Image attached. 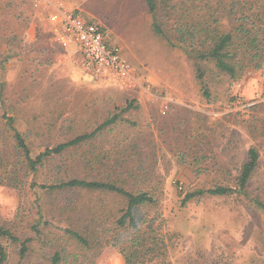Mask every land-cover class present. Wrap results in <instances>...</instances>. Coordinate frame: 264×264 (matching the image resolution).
Here are the masks:
<instances>
[{
  "label": "rangeland",
  "instance_id": "obj_1",
  "mask_svg": "<svg viewBox=\"0 0 264 264\" xmlns=\"http://www.w3.org/2000/svg\"><path fill=\"white\" fill-rule=\"evenodd\" d=\"M232 0H226L230 5ZM226 21L243 13L264 21V0H236ZM97 24L109 46H119L135 82L121 86L105 73L83 67V55L60 45L50 14L55 6ZM163 14V13H162ZM145 0H0V156L19 174L20 185L0 184V223L21 243L0 239L3 264H50L63 248V264H125V254L94 242L87 249L60 237L51 224H67L73 208L99 212L112 226L124 204L106 192L49 190L43 184L72 176L114 178L126 188H145L156 203L139 210L144 230L169 231V264H264V64L234 78L205 63L204 83L194 62L162 17L168 41L152 27ZM70 53V56H68ZM210 88L207 97L204 87ZM134 102L129 122L104 129L95 139L51 156L36 171L19 163L6 116L24 134L35 157L47 148L96 129L108 116ZM251 146L260 151L248 195L188 193L216 183H236ZM18 154V155H17ZM87 224L90 221L86 220Z\"/></svg>",
  "mask_w": 264,
  "mask_h": 264
},
{
  "label": "trees",
  "instance_id": "obj_2",
  "mask_svg": "<svg viewBox=\"0 0 264 264\" xmlns=\"http://www.w3.org/2000/svg\"><path fill=\"white\" fill-rule=\"evenodd\" d=\"M149 11L152 14L153 30L171 41L168 32L162 21L166 17L172 22V31L179 40L180 45L186 49L188 55L194 62V69L197 77L202 83L207 76L205 63L212 62L217 69L231 77L237 78L244 74L249 68L259 69L264 64V21L257 14L253 17L243 13L240 17L234 18V24H229L224 13L229 7L230 12L237 6L236 0L227 5L226 0H145ZM163 13V14H162ZM205 96L210 97V88L205 86ZM136 107L134 102L119 111L108 116L99 126L91 132H85L56 144L52 148L36 155H32L26 137L14 126V117L5 115L7 123L12 129L11 140L14 141L13 148L20 154L19 163L27 170L36 171L51 156L61 157L64 152L72 147H78L87 141H92L104 129L118 123L129 122L126 113ZM18 155V154H17ZM260 151L258 147L251 146L248 149L247 157L242 163L239 174L236 177L234 186L228 183H216L210 188H203L188 193L184 201L196 196L209 195H248L250 180L259 166ZM4 159L0 156V184L9 185L13 188L20 185V179L14 169L4 165ZM17 171V168H16ZM20 183V184H19ZM49 190H61L72 192H106L119 197L124 204L116 212L108 211L113 215L112 226H107L99 216L83 215V210L73 208L71 217L66 220L67 224H51V228L60 231V237L65 240L72 239L87 249L93 247L94 242L100 243V248L111 245L119 248L125 254V264H169L165 257H169V231H164L162 224L158 229L144 230L143 220L139 210L156 203L154 194L145 188L130 190L114 178H87L72 176L60 178L43 184ZM259 207L264 209V203L260 200H253ZM90 224L86 223V220ZM9 239L14 243H21L20 254L24 257L30 250V238L22 239L14 230L0 223V239ZM8 258V252L0 244V264ZM66 260L64 249L56 250L50 258V264H63Z\"/></svg>",
  "mask_w": 264,
  "mask_h": 264
},
{
  "label": "built area",
  "instance_id": "obj_3",
  "mask_svg": "<svg viewBox=\"0 0 264 264\" xmlns=\"http://www.w3.org/2000/svg\"><path fill=\"white\" fill-rule=\"evenodd\" d=\"M38 1V0H37ZM51 5L53 0H44ZM50 22L61 44L75 46L83 55V67L91 72L105 73L109 79L121 86L130 87L135 77L131 64L124 57L119 46H109L101 28L87 22L80 15L55 6L50 14Z\"/></svg>",
  "mask_w": 264,
  "mask_h": 264
},
{
  "label": "crops",
  "instance_id": "obj_4",
  "mask_svg": "<svg viewBox=\"0 0 264 264\" xmlns=\"http://www.w3.org/2000/svg\"><path fill=\"white\" fill-rule=\"evenodd\" d=\"M60 45H63V44L60 43ZM63 46H64L63 48H65L67 50H68V48H70V51H73V52H75V50L77 49V48L75 49V46H67V45H63ZM77 51H78V49H77ZM68 56H70V53Z\"/></svg>",
  "mask_w": 264,
  "mask_h": 264
}]
</instances>
